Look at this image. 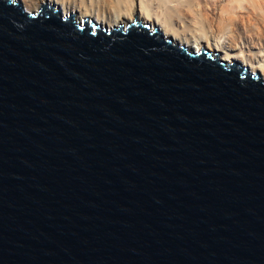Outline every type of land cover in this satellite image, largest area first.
I'll return each instance as SVG.
<instances>
[{"label":"water","instance_id":"obj_1","mask_svg":"<svg viewBox=\"0 0 264 264\" xmlns=\"http://www.w3.org/2000/svg\"><path fill=\"white\" fill-rule=\"evenodd\" d=\"M0 264H264V78L0 0Z\"/></svg>","mask_w":264,"mask_h":264},{"label":"bare ground","instance_id":"obj_2","mask_svg":"<svg viewBox=\"0 0 264 264\" xmlns=\"http://www.w3.org/2000/svg\"><path fill=\"white\" fill-rule=\"evenodd\" d=\"M27 12L54 8L107 30L135 20L187 51L203 47L264 78V0H16Z\"/></svg>","mask_w":264,"mask_h":264},{"label":"rangeland","instance_id":"obj_3","mask_svg":"<svg viewBox=\"0 0 264 264\" xmlns=\"http://www.w3.org/2000/svg\"><path fill=\"white\" fill-rule=\"evenodd\" d=\"M137 20V19H136ZM138 21V20H137ZM143 25H144V23H143ZM202 50H209L208 48H206V47H203L202 48ZM262 76V75H261Z\"/></svg>","mask_w":264,"mask_h":264}]
</instances>
